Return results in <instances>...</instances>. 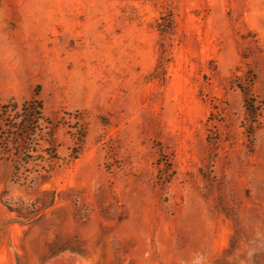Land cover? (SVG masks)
Listing matches in <instances>:
<instances>
[{
    "label": "rangeland",
    "instance_id": "obj_1",
    "mask_svg": "<svg viewBox=\"0 0 264 264\" xmlns=\"http://www.w3.org/2000/svg\"><path fill=\"white\" fill-rule=\"evenodd\" d=\"M5 57L15 264H264V0H0Z\"/></svg>",
    "mask_w": 264,
    "mask_h": 264
},
{
    "label": "crops",
    "instance_id": "obj_2",
    "mask_svg": "<svg viewBox=\"0 0 264 264\" xmlns=\"http://www.w3.org/2000/svg\"><path fill=\"white\" fill-rule=\"evenodd\" d=\"M26 70L19 58L0 59V102L13 97L19 98L16 89L23 87L26 80Z\"/></svg>",
    "mask_w": 264,
    "mask_h": 264
},
{
    "label": "trees",
    "instance_id": "obj_3",
    "mask_svg": "<svg viewBox=\"0 0 264 264\" xmlns=\"http://www.w3.org/2000/svg\"><path fill=\"white\" fill-rule=\"evenodd\" d=\"M37 95V93H36ZM18 103L16 102H8L5 104H0V118H5L10 112L12 111H18L17 113L19 115L23 116L22 119V127L20 128L21 132L25 131H32V125L35 123L36 120L39 119V116L43 114L42 112V106L38 100V98L35 96L32 99L24 101L22 104L21 110L18 109ZM20 170L19 168L16 169V176L21 175L19 174Z\"/></svg>",
    "mask_w": 264,
    "mask_h": 264
},
{
    "label": "water",
    "instance_id": "obj_4",
    "mask_svg": "<svg viewBox=\"0 0 264 264\" xmlns=\"http://www.w3.org/2000/svg\"><path fill=\"white\" fill-rule=\"evenodd\" d=\"M0 264H15V256L11 248L10 234L5 223L0 221Z\"/></svg>",
    "mask_w": 264,
    "mask_h": 264
},
{
    "label": "bare ground",
    "instance_id": "obj_5",
    "mask_svg": "<svg viewBox=\"0 0 264 264\" xmlns=\"http://www.w3.org/2000/svg\"><path fill=\"white\" fill-rule=\"evenodd\" d=\"M63 257V256H62ZM68 257V256H67ZM67 257H65V261L63 262L64 264L65 263H68L71 259H69V258H67ZM61 258V257H60ZM64 258V257H63ZM59 259V258H58ZM69 259V260H68ZM61 262V261H60ZM56 263H58V262H56ZM62 264V263H61Z\"/></svg>",
    "mask_w": 264,
    "mask_h": 264
}]
</instances>
